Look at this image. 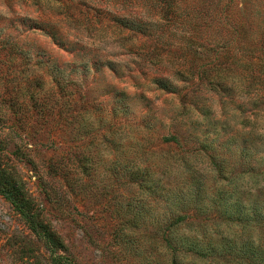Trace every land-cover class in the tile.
I'll use <instances>...</instances> for the list:
<instances>
[{"label":"rangeland","instance_id":"1","mask_svg":"<svg viewBox=\"0 0 264 264\" xmlns=\"http://www.w3.org/2000/svg\"><path fill=\"white\" fill-rule=\"evenodd\" d=\"M0 189V264H264V0H0Z\"/></svg>","mask_w":264,"mask_h":264},{"label":"trees","instance_id":"2","mask_svg":"<svg viewBox=\"0 0 264 264\" xmlns=\"http://www.w3.org/2000/svg\"><path fill=\"white\" fill-rule=\"evenodd\" d=\"M167 7L170 8V5L168 4ZM168 10L170 11L171 9ZM176 9V8H175ZM178 10V9H176ZM117 21L122 24L124 27L133 29L135 31H145V27L148 26V23L142 22V21H135L128 18H118ZM161 85H163L166 88L169 87V84L165 80H160ZM170 140V139H167ZM1 194L8 199L11 204L13 205L14 209L27 221L29 224L30 229L33 231V233L36 235L38 239L43 241L52 254H56L57 250L60 248L59 240L57 239L55 233L49 228V226L41 221H39L35 214L32 213L27 205L23 202L21 198L16 199L15 193L17 191H11L8 189H0ZM238 205L236 207V211L239 217V220H243L244 218L253 217L255 220H260L263 218V213L261 212V209L257 206H254L251 213H244L243 207H240ZM185 219L184 216H178L174 218L171 222L177 223L180 221H183Z\"/></svg>","mask_w":264,"mask_h":264}]
</instances>
